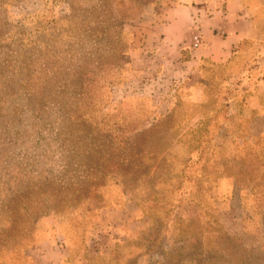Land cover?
I'll return each mask as SVG.
<instances>
[{"label":"rangeland","instance_id":"1","mask_svg":"<svg viewBox=\"0 0 264 264\" xmlns=\"http://www.w3.org/2000/svg\"><path fill=\"white\" fill-rule=\"evenodd\" d=\"M0 264H264V0H0Z\"/></svg>","mask_w":264,"mask_h":264},{"label":"crops","instance_id":"2","mask_svg":"<svg viewBox=\"0 0 264 264\" xmlns=\"http://www.w3.org/2000/svg\"><path fill=\"white\" fill-rule=\"evenodd\" d=\"M192 9H194V10L197 9V5L194 6ZM196 19L198 21V18H196ZM244 35L245 34H243V33H239V34H233L231 36L226 37L225 45H226V49L228 50V52H230V49L233 47V45L237 44L240 41V39H242V37ZM207 46L209 48V45L208 44H207Z\"/></svg>","mask_w":264,"mask_h":264},{"label":"built area","instance_id":"3","mask_svg":"<svg viewBox=\"0 0 264 264\" xmlns=\"http://www.w3.org/2000/svg\"><path fill=\"white\" fill-rule=\"evenodd\" d=\"M198 45H199V43L197 41L194 42V44H193L194 47H197Z\"/></svg>","mask_w":264,"mask_h":264}]
</instances>
